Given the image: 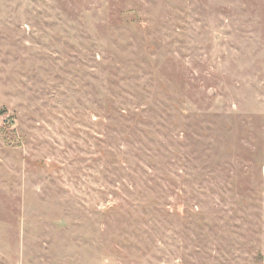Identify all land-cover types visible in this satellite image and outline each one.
Wrapping results in <instances>:
<instances>
[{
  "label": "rangeland",
  "instance_id": "1",
  "mask_svg": "<svg viewBox=\"0 0 264 264\" xmlns=\"http://www.w3.org/2000/svg\"><path fill=\"white\" fill-rule=\"evenodd\" d=\"M0 264H264V0H0Z\"/></svg>",
  "mask_w": 264,
  "mask_h": 264
}]
</instances>
